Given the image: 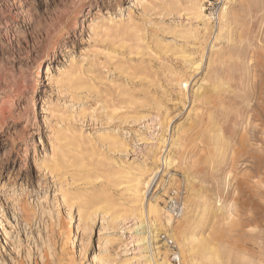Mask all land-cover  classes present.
Returning a JSON list of instances; mask_svg holds the SVG:
<instances>
[{
    "label": "rangeland",
    "instance_id": "374dc122",
    "mask_svg": "<svg viewBox=\"0 0 264 264\" xmlns=\"http://www.w3.org/2000/svg\"><path fill=\"white\" fill-rule=\"evenodd\" d=\"M172 1L176 11L165 0H0V264H138L130 260L134 222L98 214L84 235L77 225L78 208H91L105 189L126 204L121 169L143 163L161 170L146 201L168 209L178 194L188 211L192 202L210 208L190 242L198 264L226 262L204 258L209 243L229 246V264H264V0H234L221 37L220 14L231 3L207 0L204 29L185 10L188 0ZM110 17L123 33L89 30ZM189 28L196 39L181 33ZM204 52L198 74L188 71L184 55ZM71 68L72 83L57 78ZM186 75L184 100L177 81ZM166 115L168 153L152 163L146 140L157 141ZM177 129L186 164L165 168ZM105 135L120 146L97 140ZM61 154L60 171L41 166ZM231 205L226 229L219 209ZM154 247L155 262L166 253L173 264L168 247Z\"/></svg>",
    "mask_w": 264,
    "mask_h": 264
},
{
    "label": "bare ground",
    "instance_id": "6f19581e",
    "mask_svg": "<svg viewBox=\"0 0 264 264\" xmlns=\"http://www.w3.org/2000/svg\"><path fill=\"white\" fill-rule=\"evenodd\" d=\"M136 2V4L141 3L143 0H133V2ZM165 4H167L166 8L170 11H176L179 7L178 1H172V0H165ZM226 1V4H229V6H225L223 11L220 14V33L219 37H221L222 32L224 29L228 26L230 21V16L232 15V12L234 10L231 5L233 4L234 0H224ZM204 3H207V0H188V5L185 8L186 11L190 12L194 19L199 20L203 25L204 29L208 26V20L209 18L205 15L204 12ZM224 3V2H223ZM211 7V6H210ZM121 10V9H120ZM121 22L117 23L113 18H96L93 19L92 22L89 25V30L91 32L100 31L105 33V35H109L111 32L114 34H120L123 33ZM216 31V30H215ZM184 35H187L192 38H197L199 36L197 30H193L191 28L186 29L185 31L181 32ZM135 38H137L138 41H141V37L134 35ZM57 52H55L51 59H54V57L57 56ZM205 52L203 54L199 55V59L196 60L190 55H184L183 62L186 66L188 71H192L191 73H197L200 71L201 67H203V64L205 63ZM73 58L71 60V64L74 63ZM211 64V59H210ZM186 72V71H185ZM76 73L75 70L71 69H65L61 70L59 72V75L57 78H60L59 80L72 83L74 79V74ZM198 74V73H197ZM188 75V74H187ZM186 75V77H187ZM190 77L188 76L185 78V80L177 81L178 85L180 87L179 93L180 97L182 99H187L189 96V81ZM55 79L54 77L51 78V80H55L56 83H59L58 79ZM200 96V95H199ZM170 116L166 115L165 117V124L160 119L158 122V125L160 126L157 131L161 133H155L154 138L157 139V141L154 143L152 141L146 140L147 145H154L155 150L151 151V159L153 160L152 163H159L162 161L160 157H158L161 153L164 154L167 152V150H161L162 145L166 144V140L163 141V134L164 132H167L169 130V125L171 122H169ZM182 133L181 129H177L175 132V138L173 141H171V146L175 148V152L172 153V156H168V158H164L163 164L166 165L165 168H171L175 164H186L185 155L184 152H182V142L180 138V134ZM83 136L79 135L78 139L75 138L78 141H83ZM88 143H92L93 140H91L90 137H88ZM100 143L108 145L110 148H118L120 146V142L117 137L112 135H105L100 136L97 139ZM170 143V142H169ZM170 146V147H171ZM167 148V147H166ZM173 151V150H171ZM170 151V152H171ZM28 153V152H27ZM168 153V152H167ZM57 156V155H56ZM52 157L50 159H45L41 162V166L45 170H49L50 172L60 171L64 167V159L65 154H61L60 157ZM27 157V156H26ZM162 166V165H161ZM120 169L122 166H119ZM120 172L121 177L126 180V186L124 188V192L126 193V204H123L119 202L118 200L114 199L113 195L110 193L109 190L105 189L100 195H98L96 198H93L91 208L89 209H81L78 208V225L77 229L80 230V233L86 234L91 230L90 222L93 221L94 216L98 214L103 215V219H109L111 222H118V223H126V222H134V225H137L135 230V236L134 241L137 243L136 248L133 249L132 255L133 257L130 259L132 261H138V264H171L167 254H163L162 257H160L155 262V252L154 250H158L160 247H154L158 244V236L162 233H166L170 235L174 240L178 248H181L179 251L180 254H183L186 258L185 264H198L196 254L194 249L190 247V242L192 240L196 241L198 240V237L196 239V235L194 233V230L197 229L199 225H202V223H205L210 216V208L205 204L203 205V209L201 206H199L197 203L192 202V210H189V206H185L186 210L183 214V217L175 221L172 217V214L169 210L164 209L159 201L151 202L149 200L146 201L147 195L153 185V182L157 175L161 173L160 169L154 168L151 169L148 164L143 163L142 165H138L136 167H129V169H121ZM163 173V172H162ZM189 196V195H188ZM191 198L193 195L190 196ZM76 200L80 199L79 197H74ZM72 199V198H71ZM73 201V200H72ZM73 205V204H71ZM73 207V206H71ZM200 207V212L196 211ZM220 213L225 214L226 217L223 218L224 227L228 228V226L231 223V220L233 218V211H234V205H231L228 207V209L221 208L219 209ZM151 218V220H150ZM180 221V222H179ZM175 224H178L177 226ZM176 227V228H175ZM77 239V237H76ZM201 242V241H200ZM108 243V242H106ZM151 244V245H150ZM151 248V249H150ZM184 248V252L182 253V249ZM206 250L204 251V258H207L208 260H213L215 255L216 257L219 255L221 257L224 256V260H226L225 263L222 264H229V261H231V249L227 245L218 244L217 248L214 249L212 245L209 243L208 247H205ZM170 252L172 250L170 249ZM199 252V251H198ZM216 252V253H215ZM149 253V255H148ZM160 255V252H158V256ZM200 258V257H199ZM203 258V259H204ZM202 259V258H201ZM219 259V258H218ZM96 260L101 264H107L110 263L108 261V257H97ZM217 260V259H216Z\"/></svg>",
    "mask_w": 264,
    "mask_h": 264
},
{
    "label": "built area",
    "instance_id": "2783aa9c",
    "mask_svg": "<svg viewBox=\"0 0 264 264\" xmlns=\"http://www.w3.org/2000/svg\"><path fill=\"white\" fill-rule=\"evenodd\" d=\"M186 204L184 197L181 195H176L174 199H170L168 202V209L174 220L182 218L183 214L186 211ZM158 242L164 244L166 247L172 250L170 255V260L173 264H182V256L179 253L178 247L175 243V240L168 234L162 233L158 236Z\"/></svg>",
    "mask_w": 264,
    "mask_h": 264
}]
</instances>
